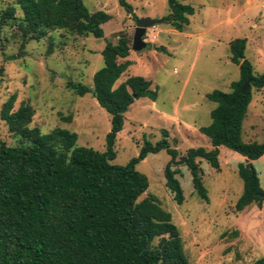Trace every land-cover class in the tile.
I'll return each mask as SVG.
<instances>
[{
  "label": "trees",
  "instance_id": "16d2710c",
  "mask_svg": "<svg viewBox=\"0 0 264 264\" xmlns=\"http://www.w3.org/2000/svg\"><path fill=\"white\" fill-rule=\"evenodd\" d=\"M167 1L166 21L182 31L194 7L186 0ZM118 2L131 10L126 0ZM109 17L103 10L89 11L82 0H14L1 10L0 23L17 29L23 47L28 40L44 38L49 30L102 37L101 25ZM129 43L126 35L105 43L100 51L103 66L94 72L92 88L67 81L79 96L91 92L110 115L102 152L77 146V134L68 129L55 127L42 133L30 126L34 110L26 102L14 108V93L1 104L0 119L19 143L7 145L0 139V264H190L171 213L146 193L147 178L136 168L139 160L161 149L169 154L164 186L175 203L184 200L177 165L188 169L194 191L208 201L201 165L206 162L218 168L220 146L245 158L236 164L242 190L235 209L264 203V188L251 162L264 154V142L242 140L252 88L264 86V71L255 74L245 57L246 39L236 37L229 42L238 79L230 82L229 91L213 89L206 94L215 106L209 112L210 123L199 131L210 147H191L181 153L166 139L145 141L136 157L117 165L111 161L124 112L138 97H156L151 82L140 75H128L116 84L131 64ZM247 79L249 86L242 93ZM64 119L70 121L69 116ZM248 264H264V255Z\"/></svg>",
  "mask_w": 264,
  "mask_h": 264
},
{
  "label": "rangeland",
  "instance_id": "374dc122",
  "mask_svg": "<svg viewBox=\"0 0 264 264\" xmlns=\"http://www.w3.org/2000/svg\"><path fill=\"white\" fill-rule=\"evenodd\" d=\"M13 2L0 0V12ZM82 2L89 11L103 10L110 16L101 25L102 37L49 30L44 38L28 40L20 47L17 29L11 23H0V107L14 93V108L26 102L34 110L30 126L42 133L55 127L68 129L77 134V146L104 151L110 115L91 92L79 96L67 81L92 88V76L103 66L101 49L107 41L126 35L131 64L116 84L128 75H140L151 82L156 97H138L124 112L123 127L114 142L113 164L123 165L136 157L145 141L166 139L181 153L191 147H210L199 128L210 123L209 112L215 106L206 94L213 89L229 91L230 82L239 77L238 66L230 61L232 39L244 37V54L253 72L264 71V0H186L194 14L182 31L166 21L170 12L167 0H126L130 11L118 0ZM142 17L159 22L146 28V47L134 51L135 21ZM67 116L70 121H65ZM0 139L7 145L19 143L1 119ZM242 140L264 142V86L252 88ZM218 158L216 169L206 162L201 165L207 202L194 191L183 165L175 168L181 172L184 200L181 204L172 200L164 186L163 171L169 160L165 149L147 154L136 168L147 178L146 193L171 213L190 264H248L264 255V203L237 211L234 205L242 181L236 164L245 158L225 146L219 147ZM251 162L264 188V154Z\"/></svg>",
  "mask_w": 264,
  "mask_h": 264
},
{
  "label": "water",
  "instance_id": "95a60500",
  "mask_svg": "<svg viewBox=\"0 0 264 264\" xmlns=\"http://www.w3.org/2000/svg\"><path fill=\"white\" fill-rule=\"evenodd\" d=\"M158 20L151 19L149 17H142L135 21V30L132 36L131 49L134 51H139L146 47V42L143 40L146 28L158 23ZM250 79H247L241 88V92L245 93L249 86Z\"/></svg>",
  "mask_w": 264,
  "mask_h": 264
}]
</instances>
